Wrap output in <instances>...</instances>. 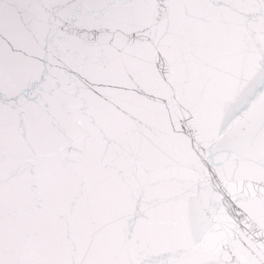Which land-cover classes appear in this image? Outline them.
<instances>
[{"label": "snow or ice", "instance_id": "6c2138e0", "mask_svg": "<svg viewBox=\"0 0 264 264\" xmlns=\"http://www.w3.org/2000/svg\"><path fill=\"white\" fill-rule=\"evenodd\" d=\"M0 264H264V0H0Z\"/></svg>", "mask_w": 264, "mask_h": 264}]
</instances>
